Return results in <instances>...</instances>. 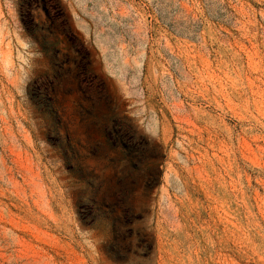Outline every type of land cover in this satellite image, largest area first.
<instances>
[{"label": "rangeland", "instance_id": "1", "mask_svg": "<svg viewBox=\"0 0 264 264\" xmlns=\"http://www.w3.org/2000/svg\"><path fill=\"white\" fill-rule=\"evenodd\" d=\"M0 264H264V0H0Z\"/></svg>", "mask_w": 264, "mask_h": 264}]
</instances>
